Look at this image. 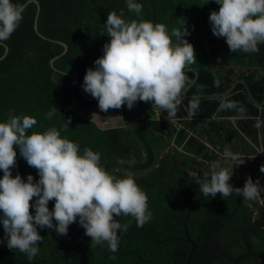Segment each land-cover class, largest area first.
<instances>
[{"label":"trees","instance_id":"16d2710c","mask_svg":"<svg viewBox=\"0 0 264 264\" xmlns=\"http://www.w3.org/2000/svg\"><path fill=\"white\" fill-rule=\"evenodd\" d=\"M26 1L0 0V238L37 211L20 181L35 154L24 181L42 205L0 244V264H185L186 237L188 264H205L225 221L257 204L210 166L264 154V102L244 87L264 96V0ZM165 42L187 69L162 96ZM74 104L117 111L121 125ZM171 183L200 199L181 190L177 202Z\"/></svg>","mask_w":264,"mask_h":264},{"label":"flooded vegetation","instance_id":"af4514ba","mask_svg":"<svg viewBox=\"0 0 264 264\" xmlns=\"http://www.w3.org/2000/svg\"><path fill=\"white\" fill-rule=\"evenodd\" d=\"M225 155L223 158H219L216 160H213L214 165L210 166V168L214 167L218 171L221 172L223 177H230L233 180H242V185L244 187V179L248 178H242L244 175H247L245 172H240V175L235 178L234 177V168H239L241 165H238L240 161H248L251 165L250 174H252V177L254 178L253 181L256 182L257 180H263L264 174L258 173L261 165L264 164V159H259V154H240L239 158L234 160V166L232 168H228V164H230V161H225ZM264 156H262L263 158ZM199 160H202L204 163L211 162L209 159H204V157L198 158ZM260 160V161H258ZM204 166V165H203ZM264 167V166H263ZM201 169L199 165H192L190 168V173L192 176H195L196 179H198V182L200 183V186L204 187V181L198 177V172ZM250 169V168H249ZM193 170V171H192ZM172 188V194L174 193L175 199L178 201V194L182 191H188L189 194H191V198L194 199V201H198L200 199L198 193H193L191 190L188 189V186L183 184H179L175 186L171 183L169 186ZM175 187V189H173ZM254 195L256 200H258V196L262 195V199L260 202H257L255 206L252 207V202L250 203V208L247 210V213H245V216L233 218L231 217L229 220H226L227 229L229 230V236H224L221 234L215 235L212 240H209L208 243L211 244L212 250L210 252H207L208 257L206 258L207 262L205 264H231V260H233L235 257L241 255L245 251V247L242 242V234L245 230H247L249 227H253L256 223L264 221V191L263 194L260 192L261 189L254 186ZM178 189V190H177ZM168 190V183L163 186V188L160 190L161 195H166ZM174 190V192H173ZM182 190V191H181ZM264 190V189H263ZM204 190H202L203 192ZM245 193V192H244ZM261 193V194H260ZM246 195V193H245ZM247 196V195H246ZM170 198H174L173 196H169ZM190 202V205L194 202ZM184 206V204H183ZM247 205V207H249ZM184 227V224H183ZM239 235V236H238ZM246 238L250 245V251H249V257H246L244 259H241L238 264H264V226H259L257 228H254L252 231L247 232ZM186 239V238H185ZM192 242V241H191ZM193 243V242H192ZM194 244V243H193ZM241 244V245H240ZM241 249L240 251H238Z\"/></svg>","mask_w":264,"mask_h":264},{"label":"rangeland","instance_id":"374dc122","mask_svg":"<svg viewBox=\"0 0 264 264\" xmlns=\"http://www.w3.org/2000/svg\"><path fill=\"white\" fill-rule=\"evenodd\" d=\"M231 3H238L239 0H227ZM211 31V30H210ZM212 33V32H211ZM186 62L184 58V54L180 49L178 42H165V54L162 59V66L165 69L169 75L174 73L177 69H179L180 66H182ZM75 109L79 112L80 115L92 120L95 122V124L99 127H113L117 125H121V119L119 117V113L117 111H104L100 104L94 105L91 110L85 109L82 106H78L74 104ZM209 121V120H208ZM207 123V122H206ZM204 124V123H203ZM257 154L260 155L259 159H264L262 156L264 154L262 151L258 148ZM176 159L178 161V164L181 167H184V164H186V161L184 160L183 156L179 154L176 156ZM258 160V161H260ZM239 168H234V177L237 178L240 175V172H245L247 175H244L242 178H248L244 179L245 186H246V194L247 197H250L251 199H254L257 202H260V200L263 198L262 195L258 196V200H256L254 193V185L261 189V193L263 194L264 189V179L263 180H257L255 183L253 181L252 174H250L251 165L248 161H240L238 165H241ZM250 168V169H249ZM193 171V170H192ZM241 172V173H242ZM260 193V194H261ZM245 205H250V202L248 200H244ZM264 203V201H263Z\"/></svg>","mask_w":264,"mask_h":264},{"label":"water","instance_id":"95a60500","mask_svg":"<svg viewBox=\"0 0 264 264\" xmlns=\"http://www.w3.org/2000/svg\"><path fill=\"white\" fill-rule=\"evenodd\" d=\"M29 1L33 2L34 4H36V10H37V1H36V0H27L26 2H29ZM33 28H34V30L36 31V27H35V23H34V22H33ZM58 43L62 46V52L65 51V49H66V45H65L63 42H58ZM6 51H7V47L4 46V51H3L4 53H3V54H5ZM54 58H55V57H52V58L49 59V64H50V65H52V61H53ZM186 69H187V68H183V69H180V70H176L174 73H172L171 75H169L168 80H167L166 84H165L164 87H163L162 96H163L164 89H165L167 83L170 81V79H171L175 74H177L179 71H181V70H186ZM193 74H194V78L192 79V81H193V80L195 79V77H196V71H195V70H193ZM130 78H136V77H126L125 79H130ZM90 80H91V79H88V81L86 82L88 89H90V88H89V81H90ZM141 81H142V80H141ZM192 81L189 82V83H188V84H187V85L181 90L183 96H185V97L188 96V95L185 93V90H186V88L192 83ZM112 82H113V81H112ZM142 82L144 83V81H142ZM238 82L244 84V82H243L241 79H236V80H234V81L230 84V86H229L227 89H225L224 91L219 92V93H212V94H210V96L224 95V94L228 93L229 90H230V89H231L236 83H238ZM244 87H245V91H246L247 97L251 100V102H252L254 105H256V106H260L261 104H263V102H264V96L262 97V99H261L259 102H257V101H255V100L252 98V96H251V94L249 93V91H248V89H247V87H246L245 84H244ZM147 90H148V88H147ZM80 93H81V94L83 95V97L86 98L87 100L92 99V95H90V96H86V95H84V93H83L81 90H80ZM191 96H193V95H191ZM148 101H149V104H150V106H151L152 108H157V106H154V105L152 104V101H151L150 96L148 97ZM160 101H162V97H161ZM37 156H38V155L35 154L34 158L31 159L29 162H27V163L25 164V166H24V174H23V176H22V178H21V180H20L21 183H22V185L24 186L25 190H26L27 192H29L31 195H33V196L36 198L37 203H38L37 211H36L34 214H32L31 216H29V217H28V218H27V219H26L21 225H19L18 227L12 229V230L9 231L6 235H4L2 238H0V244H1V243H2L7 237H9L12 233L16 232V231L19 230L20 228H22V227H24L25 225H27V224H28L33 218L39 216V214H40V212H41V205H42V204H41V196L36 195V194H35V193H34V192H33V191L27 186V184H26L25 181H24V179H25V175H26V172H27L28 165H29L32 161H34V160L37 158ZM259 226H264V221H261V222L256 223L253 227H249L247 230H245V231L243 232L241 238H242L243 245H244V247H245V251H244L243 254H241V255L235 257L233 260H231V264H238L239 261H240L241 259H244V258H246V257H249L250 245H249V242H248V240H247V238H246V234H247V232L252 231L254 228H257V227H259ZM186 241L190 244V248H189V250H188V253H187V256H186V259H185V264H188V263H189L190 255H191V253H192V251H193V248H194V244H193V243H192L187 237H186Z\"/></svg>","mask_w":264,"mask_h":264},{"label":"crops","instance_id":"0c3cea01","mask_svg":"<svg viewBox=\"0 0 264 264\" xmlns=\"http://www.w3.org/2000/svg\"><path fill=\"white\" fill-rule=\"evenodd\" d=\"M244 183V192L246 193V186H245V182H243ZM255 183V182H254ZM254 186H256V185H254ZM254 190H255V187H254ZM247 195V194H246Z\"/></svg>","mask_w":264,"mask_h":264}]
</instances>
